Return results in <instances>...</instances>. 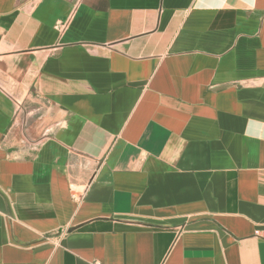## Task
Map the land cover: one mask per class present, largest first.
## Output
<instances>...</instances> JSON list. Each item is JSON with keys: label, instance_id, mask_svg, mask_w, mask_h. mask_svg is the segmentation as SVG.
<instances>
[{"label": "crops", "instance_id": "obj_1", "mask_svg": "<svg viewBox=\"0 0 264 264\" xmlns=\"http://www.w3.org/2000/svg\"><path fill=\"white\" fill-rule=\"evenodd\" d=\"M0 264H264V0H0Z\"/></svg>", "mask_w": 264, "mask_h": 264}]
</instances>
